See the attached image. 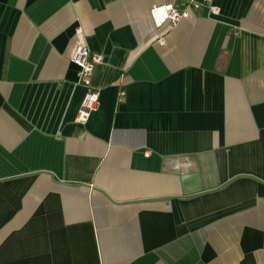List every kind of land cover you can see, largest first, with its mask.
I'll list each match as a JSON object with an SVG mask.
<instances>
[{
	"label": "crops",
	"instance_id": "1",
	"mask_svg": "<svg viewBox=\"0 0 264 264\" xmlns=\"http://www.w3.org/2000/svg\"><path fill=\"white\" fill-rule=\"evenodd\" d=\"M177 1L0 0V264H264V0Z\"/></svg>",
	"mask_w": 264,
	"mask_h": 264
},
{
	"label": "built area",
	"instance_id": "2",
	"mask_svg": "<svg viewBox=\"0 0 264 264\" xmlns=\"http://www.w3.org/2000/svg\"><path fill=\"white\" fill-rule=\"evenodd\" d=\"M214 0H179L160 5H154L150 9V17L156 28H162L166 23L169 28H173L179 21L190 18L194 11L203 6H207L212 13H218L219 7L213 3ZM159 10H163L162 12ZM71 61L78 66L79 82L86 88L84 97L76 121L85 124L92 113L96 111L100 104V91L93 85V74L95 66L103 61L102 55L94 53L85 44H78L71 57ZM126 90L120 91V98L123 99Z\"/></svg>",
	"mask_w": 264,
	"mask_h": 264
},
{
	"label": "snow or ice",
	"instance_id": "3",
	"mask_svg": "<svg viewBox=\"0 0 264 264\" xmlns=\"http://www.w3.org/2000/svg\"><path fill=\"white\" fill-rule=\"evenodd\" d=\"M159 11H161V12H162L163 10H159Z\"/></svg>",
	"mask_w": 264,
	"mask_h": 264
}]
</instances>
